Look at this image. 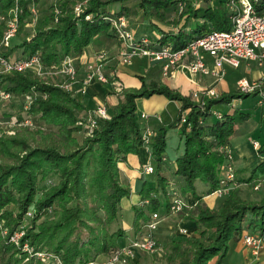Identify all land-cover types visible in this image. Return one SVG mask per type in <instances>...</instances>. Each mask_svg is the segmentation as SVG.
Here are the masks:
<instances>
[{"label": "trees", "instance_id": "1", "mask_svg": "<svg viewBox=\"0 0 264 264\" xmlns=\"http://www.w3.org/2000/svg\"><path fill=\"white\" fill-rule=\"evenodd\" d=\"M39 1L0 0V56L22 60L36 55L45 71L60 68L66 58L76 69L83 49L97 36L119 45L108 17L124 15L130 24L138 14L136 8L141 10L142 21L156 32L152 39L146 36L151 45L172 50L210 31L232 27L227 0H213V4L204 0L201 5L193 0H136V6L128 5L132 0H51L47 13L33 23L32 8ZM251 1L256 12L264 15V0ZM79 3H83L82 10L76 14L74 8ZM14 14L17 33L14 41L4 46L5 24ZM22 32L27 35L19 40L17 35ZM68 79L67 75L53 80L38 77L29 69L0 73V91L9 95L5 101L16 107L18 114L25 112L28 121L17 119L14 123L23 120V126L18 125L13 134H0V264H88L98 256L107 257L128 241L127 230L139 238L152 213L170 214V180L178 198L188 204L175 213L177 222L191 223L193 234L166 238L162 264H208L212 258L219 264L234 236L241 237L248 229L250 233L264 230V193L246 199L235 188L216 207H210L197 192L198 182L207 188L206 195L219 187L227 158L224 148L233 152V136L251 117L236 106L227 112L216 108L256 95L255 91L221 92L203 97V105H199L191 93L138 77L137 87H123L115 105L104 104L108 117L96 118L88 132L84 119L97 104L89 106L86 93L62 88L61 83ZM152 95L176 101L179 107L168 125L152 132L145 147L136 100ZM169 128L177 129L181 142L172 164L166 152ZM79 133L80 139L76 137ZM259 143L257 152L263 160L242 178L238 177L242 169L234 167L238 182L250 185L264 180V143ZM140 148H147L153 169L144 174L142 165L141 173L154 175L152 183L145 176L140 178L141 187L130 204L133 216L129 228H112L121 202H129L132 195L130 184L121 179L119 165L137 159ZM187 194L193 199L190 203L185 200ZM16 232H22L18 244L10 241ZM153 238L157 243L154 233ZM39 252L52 256L44 262L34 254ZM130 264L143 263L134 259Z\"/></svg>", "mask_w": 264, "mask_h": 264}, {"label": "built area", "instance_id": "2", "mask_svg": "<svg viewBox=\"0 0 264 264\" xmlns=\"http://www.w3.org/2000/svg\"><path fill=\"white\" fill-rule=\"evenodd\" d=\"M87 1V0H86ZM84 1L83 3H85ZM75 6L74 11L79 14L82 10V4ZM226 7L231 12L232 27L228 31H210L202 37L190 41L184 47L172 50L168 46H152L151 40L146 36L136 38L130 29L128 18L124 15L116 17H108L112 29L119 41L117 49L118 62L123 65L131 63L133 57L145 58L150 62L160 63L161 75L167 79H173L177 70L182 68L190 75L202 74L211 75L215 79L220 80L225 73L224 66L228 65L237 68L242 61H256L259 66L264 63V15L258 14L251 0H227ZM32 12L34 13L35 10ZM32 25V24H31ZM17 33V18L14 14L5 24L2 44L8 46L11 39ZM151 45V46H150ZM206 54L211 58L212 68H209L203 58ZM106 59V53L100 51L93 56V59L86 64V73L79 81L76 75V69L70 58L63 60L60 68L45 71L36 55H30L26 59L15 60L6 59L0 56V73L9 71H23L26 69L38 77L48 76L53 80L57 75H67V81L61 83V87L74 93H86V87L91 81H97L102 84H108L115 93L120 94L123 85L121 82L109 81L107 75L103 71V63ZM79 84V88L75 89V85ZM262 82L249 81L241 78L236 83V89L241 93H251L262 88ZM192 99L199 105H203V97H216L217 91L212 87H203L191 92ZM9 95L0 91V100L8 99ZM264 103V98L259 104ZM139 119L146 120L149 116L144 113H138ZM107 118V109L103 103L97 104L94 109L84 119V127L91 132L95 126L96 118ZM219 118V115H217ZM185 121L181 116L180 122ZM28 123V121H24ZM152 131L145 126L142 133L143 145L147 147ZM252 140V139H251ZM251 144L257 149L259 142L252 140ZM227 158L221 167V176L219 187L212 192L215 197H223L228 194L235 185L234 182V166L233 152L228 148H224ZM149 156V155H148ZM144 174H150L153 169L150 163L143 165ZM263 181L256 182L254 189H258ZM170 212L177 213L185 206L178 198L175 191L171 192ZM145 203L147 201H144ZM158 214L152 213L149 222L145 226L144 234L139 238L128 240L123 246L111 251L109 255L101 262V264H130L134 259L138 258L139 252H154L156 250V242L153 233L157 229ZM178 232L187 235L186 228L179 227ZM22 232H16L10 236V241L14 244L19 243ZM242 244L256 255L261 248H264V230L260 233H243L240 237ZM24 248L27 249L26 244ZM37 257L48 259L42 255L43 253H34ZM45 257V258H44ZM88 264H97L90 262Z\"/></svg>", "mask_w": 264, "mask_h": 264}, {"label": "rangeland", "instance_id": "3", "mask_svg": "<svg viewBox=\"0 0 264 264\" xmlns=\"http://www.w3.org/2000/svg\"><path fill=\"white\" fill-rule=\"evenodd\" d=\"M51 0H40L38 4L35 6L33 10L34 11V16H33V23H35L39 18L43 17L47 11H48V4ZM203 2L204 0H200ZM128 5L133 6L137 5L136 0H132ZM114 7V6H113ZM139 10V9H138ZM138 13H141V11H137ZM133 19L131 18L130 20V29L133 32L134 36L137 38L141 34L144 36H147L149 38H154L156 35V32L152 31L148 23L146 22H139V23H131ZM32 23V24H33ZM31 25V24H30ZM169 28V27H168ZM27 35L26 32H22L17 35V38L21 40ZM100 37V36H97ZM96 37V38H97ZM15 38V37H14ZM13 38V39H14ZM95 38V39H96ZM11 39V42L14 40ZM95 42V40L93 41ZM98 53V52H97ZM204 56V55H203ZM138 57H133L131 59V63L135 61ZM204 58V57H203ZM256 62V61H255ZM129 63V64H131ZM127 64V65H129ZM212 64L210 63L209 67L211 68ZM256 66L259 68H262L264 70V63L262 66L258 65V62H256ZM255 67V66H254ZM182 69V68H181ZM224 76L223 79L225 78L228 83V88L227 90H233V85H231L230 78L231 75L234 77H244L246 79H249V75H247L244 72V66L241 65L239 68H233L231 66H224ZM264 74V73H263ZM187 75V73H186ZM190 76V75H189ZM176 77V76H175ZM254 81H260L262 82V88L264 85V76L262 78L256 79ZM212 87V86H211ZM214 88V87H213ZM262 88L259 90H256L255 92L257 93L256 95H250L245 98H240V99H235L233 100L229 105H220L216 109L219 112H227L230 111L232 106H236L238 110L241 111V108L243 109L244 112L249 113L251 115L250 119L241 124L238 128V131L232 138L231 142L234 146L233 149V166L234 167H239L242 169L243 173L241 172L238 174L239 178L245 177L246 175L249 174L248 170H251L256 164H258L260 161L263 160V157L259 156L258 154V148L255 149L253 144H251L250 140H257L259 142H264V104H259V102L264 98V92L262 91ZM236 89V88H235ZM158 96V95H157ZM158 98H139L136 100V106H137V113L144 111V112H149V114H158L162 117L164 125H168L170 120L176 115L177 111L175 108L174 104H171L169 106L163 107L162 104L159 103L157 100ZM159 99H165L163 96L159 95ZM9 102L7 101H1L0 100V134L2 132L6 134H13L15 132V129L17 127H20L18 125H22L23 120L27 117L25 112L23 111H17V108H11ZM108 106H113L111 103H107ZM17 119H23L22 123H14ZM140 122L143 124V120H140ZM33 123V121L31 122ZM23 126V125H22ZM28 126V125H27ZM81 133L76 134V137L78 139L81 138ZM251 140V141H252ZM260 144V143H259ZM181 151V142L179 139V135L177 133V129L174 128H169L167 132V144H166V152L168 154V158L170 160L169 164H172L171 162L173 161L174 157L178 155ZM237 161V162H236ZM242 161V162H241ZM154 175H147L145 178L148 180L149 183H152V177ZM170 184L168 185V196L171 197L170 191H173L176 189L175 183L170 180ZM234 188H237L238 193L241 197L246 198V199H257L259 196H261L264 193V183L259 186V188L256 190L254 189L255 183L248 184L244 182H238L235 176L234 172ZM202 188H205V185L203 186L200 182L197 183V192L204 197L207 196H212V201L211 204L213 207H216L222 197H215L214 195H206L205 193H201ZM232 189V190H233ZM231 190V191H232ZM177 190L175 191V193ZM136 195L134 193L133 198L135 199ZM187 197L189 199L191 196L187 194ZM179 198L182 200V198L179 196ZM162 203H165L164 197H161ZM191 200H193L191 198ZM131 201V200H129ZM183 201V200H182ZM190 203V202H189ZM130 204L131 202H125L123 200L120 204V215L118 220H115L112 224V228H117L121 226L124 230L128 229L132 220V212L130 210ZM141 204V203H140ZM185 206L187 207L188 204L185 203ZM179 219L175 217V213L170 212L169 215L163 216V215H158V234H155L154 236L157 239L156 243V250L152 253L150 252H139L137 261L143 263V264H162L163 263V256L167 253V245H166V238L175 236V237H184L187 235H191V231L188 229V234L187 235H182L178 232L179 227L187 228L188 224L184 222H177ZM145 232V230H144ZM127 238L125 241L130 240L131 238L133 239L132 236H130L131 231L127 230L126 232ZM193 234V233H192ZM130 238V239H129ZM236 243L231 242L229 245V250L226 254V256L222 259V261L219 264H241L239 262V257L234 256V248L236 249ZM27 250V249H26ZM42 253V252H41ZM42 255H45V257H51L52 255L50 252H43ZM44 257V258H45ZM40 259L43 260V258L39 257ZM48 258V259H49ZM106 257L103 256H98L94 262L97 264H101V262L105 259ZM48 259H44V262H48ZM261 261H264V258H258V263ZM208 264H214V259H210ZM261 264V263H260ZM264 264V263H263Z\"/></svg>", "mask_w": 264, "mask_h": 264}, {"label": "crops", "instance_id": "4", "mask_svg": "<svg viewBox=\"0 0 264 264\" xmlns=\"http://www.w3.org/2000/svg\"><path fill=\"white\" fill-rule=\"evenodd\" d=\"M194 4L201 5L203 2L200 0H193ZM208 3L213 4V0H209ZM130 6V5H129ZM137 11H141L139 8H136ZM139 9V10H138ZM139 23L142 21V15L140 13L137 14L131 23ZM142 35V34H141ZM140 35V36H141ZM118 42L111 40L109 38H105L103 36L97 37L95 42L91 43L89 46L83 49V53L78 60V66L76 68L77 77L82 79L86 73L85 66L89 63L93 56L100 51H104L106 53V59L103 63V71L107 75L109 81H117L121 82L123 87H137L139 84L138 77H144L146 81L150 79H156L161 83H166L170 87L177 88V90L183 93H191L193 90H197L203 87H214L217 93L221 92H228V91H235L236 83L239 79L244 77H234L231 75V85H233V90H227L228 88V81L223 76L220 80L215 79L211 75H202L196 74L193 76L186 75L184 69H178L176 73V77L173 79H167L162 77L161 75V66L158 62H150L145 58L138 57L135 61H133L129 65H123L118 62L117 57V49H118ZM204 61L206 65L209 67L211 63V58L204 54ZM241 65L244 66V72L249 75V81H254L256 79L262 78L264 76V70L256 66L255 61H242L237 68ZM255 66V67H254ZM210 68V67H209ZM212 68V66H211ZM236 69V68H235ZM119 94L115 93L112 87L108 84H102L97 81H91L86 87V94L85 100L89 106L94 107L96 104L103 103H111V105H115L117 102ZM151 98H158L160 104L163 107L169 106L171 104L175 105L176 111L178 110L179 103L176 101H170L167 99H159V95H152ZM139 113L147 114L149 117L146 120H143L144 127L147 126L153 133L160 127L164 126L162 117L158 114H149V112L141 111ZM176 116V115H175ZM174 116V117H175ZM172 118V120L174 119ZM170 120V122L172 121ZM234 137V136H233ZM264 143V142H261ZM231 146L234 149V146L231 142ZM147 148H140L139 149V156L138 158H130L128 162L119 165L120 168V175L121 179L128 182L131 186L132 195L131 201H133L134 193L138 192L141 187V180L142 176H145L141 173V166L145 163H150V158L148 156ZM237 162V161H236ZM242 162V161H241ZM151 164V163H150ZM239 167L236 166V169ZM249 171V170H248ZM206 187L202 188L201 193L206 191ZM186 202H190L191 198L186 197ZM203 200L205 203L213 207L211 204L212 196L204 197ZM129 201V202H131ZM187 228L189 231H192L191 223H187ZM247 227V224H244V228ZM160 231L158 229L157 232ZM244 233H250L249 229L246 230ZM252 233V232H251ZM130 239V238H129ZM233 242L236 243V249L234 248V256L239 257V262L241 264H263L264 261L258 263V258H264V248H261L256 255L251 253V250L245 247L240 237L234 236L232 239ZM231 241V242H232ZM230 242V243H231Z\"/></svg>", "mask_w": 264, "mask_h": 264}]
</instances>
